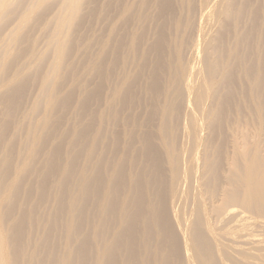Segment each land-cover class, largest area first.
<instances>
[{
	"label": "bare ground",
	"instance_id": "bare-ground-1",
	"mask_svg": "<svg viewBox=\"0 0 264 264\" xmlns=\"http://www.w3.org/2000/svg\"><path fill=\"white\" fill-rule=\"evenodd\" d=\"M98 1L60 0L54 17L48 20L46 11L54 0H0V23L12 15L16 19L7 35L0 36V264H226L225 258L235 257L229 253L241 247L245 236H250L246 232L259 221L250 213L264 217V159L259 146L252 155L233 156L234 169L224 179L228 188L222 189L223 199L218 196L223 203L207 205L203 194L212 197L221 191L217 178L224 176L219 171L224 155L207 144L208 140L201 144L197 127L203 124L215 130L224 120L225 109L234 103L238 82L244 84L247 79L253 80V86H247V96L252 100L248 99L249 104L256 102L257 119L249 117L256 120L254 125L264 127V23L261 26L256 18L264 13V0H249L247 10L241 2L244 0L202 1L210 7L205 23L210 25L217 18L214 20L220 27L215 26L220 33L216 37L219 30L210 31L211 24L206 33L210 37L212 32L216 38L208 39L202 24L201 50L195 54L202 59V70L197 74L188 70L184 57L194 27V0ZM93 3L95 8L90 7ZM117 5L118 19L110 21L106 39L94 34L96 38L80 41L87 17L94 14L100 20L110 12L112 16L109 9ZM150 6L156 12L151 18L159 16L160 21L155 20L156 38L141 47ZM243 14L252 19H248L250 28L241 29L248 24L241 21ZM134 21L140 23L138 29H130ZM167 21L178 33L173 44L164 28ZM228 21L233 42L229 46L227 42L226 47L223 38L229 30ZM39 23L45 36L42 49L36 47L38 34L29 35ZM76 44L83 46L82 67L71 58ZM97 44L98 53L93 54L91 49ZM249 55L255 56L256 69H250L255 64L249 65L254 60ZM115 74L117 82L108 89L107 83ZM241 76L246 81L242 82ZM35 84L39 92L21 113L18 102L25 95H20ZM106 92L107 108L99 111L96 106L95 111L93 103ZM144 105V115H137L136 108ZM185 105L190 115L183 113ZM133 108L134 113L126 111L133 112ZM237 108H241L239 104ZM68 112L75 121L66 116ZM124 112L129 114L127 118H122L126 117ZM181 118L185 134L193 141L190 145L178 144ZM114 123L128 126L124 130L128 133L122 131L126 149V144L118 147L121 134L113 131ZM12 128L15 133L9 137ZM136 141L141 144L133 143ZM139 145L140 156L148 158L146 164L135 151ZM196 161L204 169L201 178L194 171ZM165 164L169 176L163 170ZM181 181L189 184L193 196L189 195L196 201L184 223L169 203L179 196ZM217 213L221 218L222 214L234 217V225L226 221L229 228L223 226L220 232L210 219ZM83 218L92 219L90 228L85 229ZM11 219L16 225H8ZM253 234V238L257 236ZM219 236L232 242L235 239L238 247L226 250L230 244L224 246L222 241L227 240ZM236 238L241 243L237 239L236 244ZM245 247L238 249L243 256L234 261L256 264L253 253Z\"/></svg>",
	"mask_w": 264,
	"mask_h": 264
},
{
	"label": "rangeland",
	"instance_id": "rangeland-1",
	"mask_svg": "<svg viewBox=\"0 0 264 264\" xmlns=\"http://www.w3.org/2000/svg\"><path fill=\"white\" fill-rule=\"evenodd\" d=\"M27 2H28V0H26ZM56 1H58V0H54V2H52V4H51V6H50V8H48V10L46 11V18L48 19V20H51L53 17H54V15H55V12L57 11V6L60 4V0L58 1L59 2V4H58V2H56ZM100 1V3H102V2H107L108 0H99ZM98 1V2H99ZM128 1H130V0H122L121 2L123 3V2H128ZM202 1L203 0H194V12H192V21H193V25H194V27H193V30H192V32L190 33V35L188 36V40H189V42L187 43V45H186V47H185V49H184V57H185V62H186V66L188 67V70L189 71H193V73L194 74H197V73H199L201 70H202V59L201 58H195V54H198V52H200V50H201V41H202V38H203V32H202V28H201V26H202V24H203V26H204V29H207V30H205V33L206 32H209V29H210V27H211V24L212 25H214V26H212L211 27V30L210 31H212L213 30V28H214V30L212 31V32H214V33H216L218 30V32L215 34V36L217 37L218 36V34L220 33V29H219V27H220V25L219 24H217L218 22H216L215 20L217 19V18H214L213 20L215 21V24L213 23V20H212V22H210V25L208 24V23H205L206 21H207V19L209 18V16H210V7H205V3H204V5H203V3H202ZM239 1H241V0H239ZM244 1H246V3L244 2ZM244 1H241V2H243V6H244V8L247 10V7L246 6H249L250 5V1L249 0H244ZM98 2H96L97 4H98ZM247 2H248V4H247ZM264 2V1H263ZM96 3H93V5L91 4L90 5V7L92 8H95L96 6H95V4ZM96 4V5H97ZM103 4V3H102ZM247 4V5H246ZM121 5V4H120ZM153 5V4H152ZM95 6V7H94ZM115 7V6H114ZM116 7H117V9H116ZM115 8H111V9H109V11H112L113 13H112V16L110 15L111 14V12H110V14L109 13H107V14H109V17H108V15H106L103 19H102V17L100 18V20H98V19H96V16L94 15H89V16H91V18L90 17H87V18H89V19H87L86 20V23L88 24H85L84 23V25H85V28L84 27H82V29H83V32L81 31V40L80 41H82L83 40V42L84 41H86L85 39H87V38H90V37H92V38H96V37H100V36H102L103 38H101L100 37V39H106L107 37H108V35H109V27H110V21L111 22H114L113 20H117L118 18V11H120L119 10V5H117ZM115 9V10H114ZM108 11V12H109ZM115 11V12H114ZM116 13V14H115ZM118 13V14H117ZM147 14H149L150 15V18L149 19H147L146 21H145V23H144V26H146V28H147V31H146V33H145V38L143 39V43L141 44V47L143 46V47H147L149 44H150V42H152L153 40H154V38H156L155 37V35H156V25H158L157 23L160 21V18H159V16H157V18H155L156 17V12H154V9H153V6H150L148 9H147V12H146ZM153 13H155L154 14V18H151V16H152V14ZM179 13H181L180 11H179ZM245 14H247L246 12H244ZM245 14H243V17H242V19H241V21H243V23H244V25H246L247 23L246 22H248V24L246 25V27H243V26H241V29L242 28H250L251 26L250 25H252V22H250V21H252V19L250 20L249 18H248V15L247 16H245ZM263 14L264 13H260V14H258V17H256L257 18V20L258 19H260L261 21H259L258 20V22H259V24H261V26H262V24L264 23V16H263ZM183 15H184V13H183ZM13 19H12V18ZM112 19H111V18ZM114 17H115V19H114ZM244 17H246L247 18V20H246V18H244ZM250 17V16H249ZM260 17V18H259ZM106 18V19H105ZM102 19V20H101ZM105 19V20H104ZM111 19V20H110ZM157 19V20H156ZM159 19V20H158ZM244 19H245V21H244ZM248 19L250 20V21H248ZM104 20V21H103ZM158 21L156 24H155V22L156 21ZM44 20H42L41 21V23L43 22ZM218 21V20H217ZM15 22H16V19H15V15H12V16H10L7 20H6V22H4L3 24H1L0 23V36H2V37H4V36H6L7 35V33L9 32V30L11 29V27H13L14 26V24H15ZM169 22L170 21H167V22H165V24H166V26H164V28H167V34H168V36L169 37H171V44H173V42L175 41V39L178 37V33L176 32V30L175 29H173L172 28V26H169ZM261 22H263V23H261ZM246 23V24H245ZM164 24V25H165ZM231 24V22H229L228 21V23H227V26H229ZM83 25V26H84ZM87 25V26H86ZM132 25V26H131ZM160 25V24H159ZM215 25H217V26H219V27H217V26H215ZM232 25V24H231ZM249 25V26H248ZM40 26V27H39ZM131 26V27H130ZM130 29L131 28H133V29H138L139 28V26H141L140 25V23L139 22H137V21H134L133 22V24H132V22H130ZM208 26V27H207ZM248 26V27H247ZM169 27V28H168ZM231 26H229L228 28H229V30L231 31L232 29L230 28ZM155 28V29H154ZM218 28V30L216 31V29ZM31 29H34V31L33 30H31V31H29V32H31V34L29 33V35H35L36 37H37V34H38V42H37V45H36V47L38 46V48L39 49H42L43 48V46L45 45V43H44V40L43 39H45V36L43 35V33L41 32V24L39 23L38 24V27L36 28V27H34V28H31ZM81 29V30H82ZM40 30V31H39ZM226 31V34L224 35V38L223 39H225V41H226V39H227V41L225 42L224 41V45L227 43L228 44V46H229V43H231L232 44V42H233V36H232V34H233V31H231V33H228V32H230V31ZM86 31V32H85ZM33 32V33H32ZM34 32H35V34H34ZM40 32V33H39ZM87 32H88V34H87ZM165 32V33H166ZM211 32V34H209L210 35V37L208 36V34L206 33L205 34V36L207 35V37H208V39L209 38H212V39H214L213 37H215L214 36V34ZM40 34H41V37H40ZM84 36H83V35ZM94 34L95 35H97L96 37L94 36ZM100 34V35H99ZM102 34V35H101ZM228 34V35H227ZM229 34H231V35H229ZM43 35V36H42ZM91 35V36H90ZM213 35V36H212ZM226 36H228V38H226ZM42 37H43V39H42ZM83 37H87V38H83ZM207 37H206V39H207ZM215 37V38H216ZM83 42L81 43V44H83ZM78 43H80V42H78ZM81 44H76L73 48H74V50L72 49V59L74 58V60L78 63V64H80L79 66H81L82 67V56L84 57V52H82V51H84L83 49H81V48H83V46H80ZM97 46V47H96ZM99 45L97 44V45H94L93 47H92V53L93 54H97L98 53V50H99V47H98ZM226 46V45H225ZM261 46L263 47L264 46V43H263V45L261 44ZM76 47V48H75ZM80 47V48H79ZM227 47V46H226ZM240 48H239V50L241 49V47H242V45L241 46H239ZM229 48V47H228ZM243 48V47H242ZM264 48V47H263ZM82 50V51H81ZM262 51L264 52V50L262 49ZM81 53V54H80ZM90 53H91V51H90ZM250 57L253 59L254 58V60H252V59H250ZM48 59L47 60H49L50 58H51V55H48V57H47ZM252 60V63L250 62V60ZM248 58H247V60H248V63L250 62V66H252V64H255V65H253V67H250V69L252 68H255V66H257V64H258V62H257V60L255 59V56L253 57V56H248ZM80 61V62H79ZM256 61V62H255ZM257 63V64H256ZM80 67V68H81ZM235 68H237V67H234V70H235ZM256 69V68H255ZM254 69V70H255ZM240 69H239V67H238V70H236V71H239ZM239 73V72H238ZM83 75V74H82ZM116 75V76H115ZM115 75H112V79H114L113 81L111 80V79H109V81H112V82H110L109 83V81H108V83H107V85L110 87V88H108V89H111V87L113 88V86L116 84L115 82H117V79L116 78H118L117 77V74H115ZM113 76H115V77H113ZM109 77V78H110ZM242 77V76H241ZM243 78L244 77H242V82H244V81H246V80H244L243 81ZM244 79H246V78H244ZM116 80V81H115ZM241 80H240V82H241ZM249 80L247 79V81H246V83L244 82V84H241V83H239L238 82V84H237V88H236V90H237V92L235 91V95H234V100H233V102L234 103H232V104H230L231 106H229L228 108H226L225 110H226V114L222 117V119H224L221 123H219L218 125H216L215 126V130H213V129H211V128H205L204 126H203V124H200V125H198V127H197V134L200 136V140H201V144L202 143H206L207 142V140H208V142H207V144H209L210 146H213V148L215 149V151L217 152V150L219 151V153L222 151V155H224V156H221V161H220V165L222 164V166H220L219 167V171H220V174L221 175H224V176H220V175H218V178H217V181H218V183H219V180H220V185L218 186V189L219 190H221V191H218L217 193H216V195H213L212 197H210L209 195L207 196L206 194H203V201H206L205 203H207V205H220L221 203H223V201H222V193L224 194V192H222L224 189L223 188H225V189H227L228 187L227 186H225L226 185V177L225 176H227L229 173H230V169L231 170H233L234 168H233V156H235V155H242L243 157H245V156H248V155H252L253 154V152L255 151H253V149H255V148H257L258 146L260 147H258V150L259 149H261V155H262V158L264 159V127H262L261 125L259 126L258 125V123H256L255 125L253 124V123H255L254 121H256V120H254V119H257L256 117H257V115H256V110H255V104L254 103H256L255 101L254 102H252L251 103V99H249L248 98V96H247V90H250V87H248L247 88V86H253L252 85V83H253V80L251 79V81H249ZM248 83H251V84H248ZM248 84V85H247ZM246 85V86H245ZM67 86V85H66ZM65 86V87H66ZM107 86V87H108ZM39 87H38V85L37 84H35L33 87H31V85L29 86V88H27V90H25V94H24V92L23 93H21V95H20V97H22L23 95H25V96H23L22 98H23V100L21 101L20 99H19V102L18 103H21V104H19V110L21 111V113H23L24 112V110H25V108H28V106L31 104V102H32V100L35 98L34 96H36L37 94H38V92H39V89H38ZM109 90H107V92H108ZM106 92V94L105 95H103V96H101L100 97V100H99V102H96V103H98V104H96L95 102L91 105V107H93V109L96 107V109L98 110V108H99V111H101V110H105L106 108H107V104H106V96L107 97H109V94ZM250 92V91H249ZM249 92H248V94H249ZM242 93V95H243V93H244V96H242V95H240ZM23 94V95H22ZM240 95V96H239ZM239 97V98H238ZM241 97V98H240ZM245 97H246V99H247V102H246V99H245ZM21 98V99H22ZM238 99H240V102H239V100ZM241 99H242V101H241ZM251 100L250 101V103L251 104H253V106L251 105V104H249V100ZM98 101V100H97ZM75 102V101H74ZM162 103H164L163 101H162ZM240 105V109L239 108H237V105L238 104ZM24 104V105H23ZM21 105V106H20ZM249 105H251L252 107L251 108H254L253 110L251 109V108H249ZM25 107V108H24ZM138 107V106H137ZM145 107V108H144ZM144 107L142 106V107H139V108H136V114L137 115H141V116H143L144 114H143V112H145L146 111V108H147V106H145L144 105ZM21 108V109H20ZM129 108V107H128ZM24 109V110H23ZM92 109V110H93ZM96 109H94L95 111H97ZM140 109V110H139ZM250 109L252 110V111H250ZM135 108H133V112H132V110L130 109H128V110H126L128 113H134L135 111ZM231 110V111H230ZM20 111H17L18 112V114L20 115ZM23 111V112H22ZM183 113H187L188 115H190V111H189V107H188V105H185L184 107H183ZM230 111V112H229ZM127 112H124V114H122V116L124 115L125 116V113H126V117H122V118H127V115H129ZM229 112V113H228ZM252 112V114H250ZM255 112V113H254ZM140 113V114H139ZM161 113V112H160ZM68 114H69V112H68ZM66 115L67 117H69V116H71L70 118H73L72 120L71 119H69V120H71V121H75V119L76 118H74L73 117V115L72 114H69V115ZM254 114H255V117H254ZM249 116H252L254 119H252V117H249ZM80 119H82L81 117H79ZM249 119H251V120H249ZM248 120H249V122H248ZM253 120V121H252ZM180 121L182 122V124L179 126V129L180 130H178V137H179V140H178V138H177V141H178V144L180 145V146H184L185 144H188V145H190L189 144V142L192 140H190L189 138V135H186L185 134V129H184V118H181L180 119ZM236 122V123H235ZM248 122V123H247ZM241 123V124H240ZM244 123H245V125H244ZM249 123H251L252 125H254V128L257 126L258 128H253V126L251 125V124H249ZM115 125H116V123H114ZM114 124H112L113 125V131H115V132H118L119 134H121V136H122V138H121V136L117 139V141H119L117 144H118V147H122V148H124V146L123 145H125V144H123L124 143V136H123V132H126V131H124V130H128V126H126V125H122L121 123H117V127H118V129H117V127L114 125ZM119 124V125H118ZM126 126V127H125ZM245 126V127H244ZM252 126V127H251ZM260 127V128H259ZM126 128V129H125ZM261 128H263V129H261ZM257 130H259V131H257ZM123 131V132H122ZM261 131V132H260ZM255 134H254V133ZM260 132V133H259ZM14 133H15V128H12L11 130H10V132H9V137H12L13 135H14ZM126 133H128V131L126 132ZM125 133V134H126ZM262 133V134H261ZM241 134V135H240ZM244 134L247 136H244ZM259 134H261L260 135V137H259ZM185 135V136H184ZM252 135V136H251ZM255 135V136H254ZM187 137V138H186ZM251 137V138H250ZM122 140H121V139ZM184 138H186L185 140H184ZM249 138V139H248ZM260 138H262V141L260 140ZM126 139V138H125ZM247 139V140H246ZM132 140H134V139H132ZM250 140V141H249ZM185 141V142H184ZM245 141H249V142H245ZM261 141V142H260ZM193 141H191V143H192ZM133 143H135L136 145L139 143V144H141L140 142H133ZM183 144V145H182ZM126 147H128V145L126 144V146H125V149H126ZM131 148V147H130ZM129 148V149H130ZM134 148H136V152L138 151V150H140L141 149V146L139 145V147L137 146V147H134ZM129 149L127 148V152L129 151ZM252 151V152H251ZM139 152V153H138ZM137 153L139 154V157L141 158V156H140V151H138ZM250 153V154H249ZM252 153V154H251ZM228 155V156H227ZM225 156H227V157H225ZM231 156H232V158H231ZM112 157H113V155H112ZM82 158H83V156H82ZM147 157L146 156H142V159L143 160H145ZM223 158H226V159H223ZM142 159H140V161H143ZM148 159V158H147ZM146 159V161H143L142 163L144 164H146L147 163V160ZM232 159V160H231ZM85 160V159H84ZM84 160H81V162L82 163H84L85 161ZM227 160V161H226ZM229 160V161H228ZM231 160V161H230ZM226 162V163H225ZM227 162H228V164H227ZM224 163V164H223ZM230 166H232V167H230ZM228 167H230V168H228ZM233 168V169H232ZM138 170V169H137ZM164 171H165V173H166V175L167 176H169V174H170V172H169V170H168V165L167 164H165L164 165V169H163ZM227 170V171H226ZM228 170H229V172H228ZM133 171H136V169H135V167H134V170ZM194 171L196 172V174H198V176L201 178L202 177V173H203V171H204V169H203V166H202V163L200 162V161H196V163H195V167H194ZM220 177V178H219ZM135 178H137V175L135 176ZM225 179V180H224ZM223 184H222V183ZM180 184V185H179ZM178 184V186L180 187H178V190L180 189V190H182V191H178L179 192V196H175L176 198H177V200H176V198H175V200L173 199V201H172V199H170L171 200V202H169V203H171V207L173 206L174 207V210H173V212L174 211H176L175 213L177 214L178 212V214L177 215H179V216H181L180 218L182 219L181 220V222H183V220L185 219V218H189V214H190V212L189 211H191V208L193 207V205H196V201H195V199L192 201V193L190 194L189 192H191V189L189 188L190 186H189V184H185L184 182H180ZM182 184V185H181ZM186 185V187H187V185H188V191L186 190V187H185V185ZM221 185H223V186H221ZM219 187H221V189L219 188ZM227 187V188H226ZM223 189V190H222ZM186 191V192H185ZM225 191V190H224ZM188 192V193H187ZM185 193V194H184ZM182 194V195H181ZM191 195V197H190V195ZM178 195V194H177ZM186 195V196H185ZM184 196H185V198H184ZM220 198H222V199H220ZM208 197H209V199H208ZM182 199V200H181ZM189 199V201H191V202H189V201H187ZM216 199V200H215ZM179 200V202H177ZM209 201H211V202H209ZM215 201H217V202H215ZM172 202H173V204H172ZM181 202H186V203H181ZM188 203V204H187ZM210 203V204H209ZM216 203V204H215ZM176 204V205H175ZM190 204V205H189ZM181 205V206H180ZM187 205V206H186ZM178 206H180L179 208H178ZM189 206V207H188ZM170 207V208H171ZM182 207V208H181ZM185 207V208H184ZM176 208H177V210H176ZM190 208V209H189ZM142 209H144V208H142ZM173 208H171V210H172ZM180 210V211H179ZM182 210V211H181ZM188 210V212H187V214L185 213L186 211ZM185 211V212H184ZM181 213V214H180ZM221 213V212H220ZM220 213H217V214H211V218L210 219H212V221H211V223L212 224H214V227L215 228H217V229H219L220 230V232H222L221 231V229H224V228H226L227 226H228V224L230 225L231 224V222H232V226L234 225V217H232L231 215H229L230 216V218H229V216L228 215H223L222 214V218H224V217H226V218H224V219H222L221 218V214ZM220 214V215H219ZM250 214H253V215H251V217L252 216H254V215H256L255 217H256V220L258 219L259 221L261 220L262 221V223L261 222H259V224H255V223H258L257 221H254L255 223V225L253 224V228H249L250 230H251V232H250V230H249V232H246L248 235L250 234V238H251V240H250V238L249 237H246L245 236V238H247V240H245V241H247V242H242V244H241V247L239 246H237V245H235V239L233 240V242H232V239L231 240H229L228 238H226V237H223V236H219V238H220V240H222L223 238H225V240H227V242L226 241H224V239H223V241H222V244L224 245V246H226L227 244H230L232 247H230V245H228L227 246V248L225 247V249L227 250L228 248H230L231 250L235 247V246H237L238 248H237V250H236V248H234L235 249V251H234V249L232 250V253L230 252L229 254H230V256H231V254L232 255H234L235 257H233V256H231V258H228L229 257V255H228V257H227V255H226V253H225V257H227V258H225V261H226V264H227V261H228V264H237V262H235L234 260L236 259V261H237V259L239 258V260H240V258H241V256H243L242 254H240V252H238V249H241V248H243L244 249V247L247 245L248 247H245V248H247L248 250H249V252L252 254H255V256H253V254H252V257H251V254H247L248 255V258L249 257H251L252 258V261L254 262V260H256L255 262H256V264H258V262H259V264H260V262L263 264V261H262V259H264L263 257H264V251H262V250H264V241H263V239H264V235H262V234H264V231H263V229H262V227H264V219L262 220V218H264L263 216L260 218V217H258V212H257V214H255V213H250ZM212 215H215V216H212ZM218 216V217H217ZM227 216H228V218H227ZM214 219H213V218ZM216 218V219H215ZM217 218H221L220 220L219 219H217ZM253 218V220L255 219L254 217H252ZM227 219V220H226ZM228 219H229V221H228ZM83 220H84V223H85V229H87L88 227H89V224H90V227H91V223H92V219H85V218H83ZM89 220L91 221V222H89ZM218 220V221H217ZM224 220V221H223ZM88 221V222H87ZM220 221V222H219ZM223 221V222H222ZM227 221V223H224V222H226ZM88 223V224H87ZM184 223V222H183ZM215 223H218V225L217 224H215ZM221 223V224H220ZM261 224H262V226H261ZM8 225L9 226H13V225H16V221L15 220H13V219H11V220H9L8 221ZM259 225V226H258ZM217 226V227H216ZM218 226H220V227H218ZM222 226V227H221ZM223 226H224V228H223ZM255 226H257V228L255 227ZM89 227V228H90ZM227 228H229V226L227 227ZM226 228V229H227ZM256 228V229H255ZM259 228V230H257ZM217 229H216V231H217ZM253 229V230H252ZM262 229V230H261ZM219 230H218V232H219ZM255 230H256V232H255ZM254 232V234H256L257 236H254V234H253V232ZM259 231V232H258ZM261 231V232H260ZM247 234H245V235H247ZM253 234V236H254V238L251 236ZM260 234V235H259ZM141 237V236H140ZM263 238V239H260V238ZM142 238V237H141ZM140 238V239H141ZM241 238V237H240ZM240 238H236V244H238L237 242V239L238 240H240V243H241V239ZM243 238V237H242ZM245 238H243V240L245 239ZM257 238H258V240H257ZM249 239V240H248ZM256 239V240H255ZM229 241V242H228ZM231 241V242H230ZM253 241H254V243H253ZM255 241H257V242H255ZM234 243V244H233ZM253 243V244H252ZM256 243H259L258 245L256 244ZM262 243V244H261ZM226 244V245H225ZM233 244V245H232ZM249 244V245H248ZM235 245V246H234ZM240 245V244H239ZM245 245V246H244ZM251 245V246H250ZM261 245H263V246H261ZM234 246V247H233ZM243 246V247H242ZM252 248L253 246H255V249H257L258 247H259V249L258 250H255V249H251L250 250V247ZM33 247H36V245L35 244H33ZM260 248H262L261 250H260ZM229 249V250H230ZM230 250V251H231ZM235 253H234V252ZM240 251V250H239ZM254 251V252H253ZM256 251V252H255ZM261 251V252H260ZM226 252H228V251H226ZM236 253H238V254H236ZM260 254V256H263V257H261V259L258 257V255ZM236 254V255H235ZM37 255L38 256H41L40 255V253H37ZM240 255V256H239ZM250 255V256H249ZM223 256V257H224ZM239 256V257H238ZM253 257H254V259H253ZM256 257V258H255ZM244 258V257H243ZM242 258V259H243ZM250 258V259H251ZM259 258V259H258ZM227 259V260H226ZM241 259V261H243ZM42 260V259H41ZM230 260V261H229ZM238 260V263L240 262ZM249 260V259H248ZM261 260V261H260ZM231 261H232V263H231ZM250 261V260H249ZM244 263V262H243ZM242 262L240 263V264H243Z\"/></svg>",
	"mask_w": 264,
	"mask_h": 264
}]
</instances>
